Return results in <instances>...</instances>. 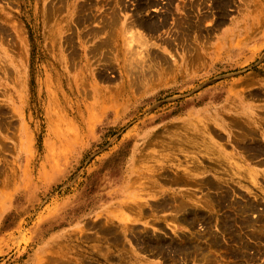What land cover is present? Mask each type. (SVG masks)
I'll return each instance as SVG.
<instances>
[{
	"label": "rangeland",
	"instance_id": "1",
	"mask_svg": "<svg viewBox=\"0 0 264 264\" xmlns=\"http://www.w3.org/2000/svg\"><path fill=\"white\" fill-rule=\"evenodd\" d=\"M260 217L264 0H0V264H264Z\"/></svg>",
	"mask_w": 264,
	"mask_h": 264
},
{
	"label": "bare ground",
	"instance_id": "2",
	"mask_svg": "<svg viewBox=\"0 0 264 264\" xmlns=\"http://www.w3.org/2000/svg\"><path fill=\"white\" fill-rule=\"evenodd\" d=\"M192 125H199L198 123H194V124H192ZM201 145V144H200ZM202 147H205L206 145H201ZM64 153V152H63ZM253 182L254 183H256V181L255 180H253ZM203 185L204 186H206V187H212V188H215V185L214 184H212V183H209V182H207V183H203ZM221 189V188H220ZM222 199V198H221ZM256 207H257V205H255L254 203H249V201H248V203H245V204H243L242 206H241V208H240V210H241V214H246V213H248V212H250V211H255V209H256ZM190 211H188V213H189ZM202 214H197V216L196 217H199V216H201ZM186 220L187 221H189L190 220V218L189 217H187L186 218ZM259 222L260 223H264V217H260V219H259ZM222 228H224L226 231H230L231 229H230V226L227 224V222H226V224L225 225H223V223H222ZM255 231V230H254ZM254 237L255 238H258L259 240H262V239H264V237L262 236V235H260V236H257V235H254ZM244 248H248V245H245L244 246Z\"/></svg>",
	"mask_w": 264,
	"mask_h": 264
}]
</instances>
